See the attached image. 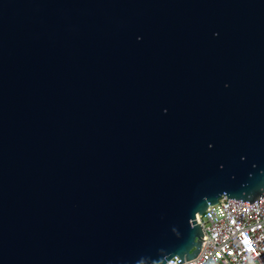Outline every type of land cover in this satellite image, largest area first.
Wrapping results in <instances>:
<instances>
[{
    "label": "water",
    "instance_id": "95a60500",
    "mask_svg": "<svg viewBox=\"0 0 264 264\" xmlns=\"http://www.w3.org/2000/svg\"><path fill=\"white\" fill-rule=\"evenodd\" d=\"M253 163L264 0H0V264L179 249Z\"/></svg>",
    "mask_w": 264,
    "mask_h": 264
},
{
    "label": "clouds",
    "instance_id": "9594fccd",
    "mask_svg": "<svg viewBox=\"0 0 264 264\" xmlns=\"http://www.w3.org/2000/svg\"><path fill=\"white\" fill-rule=\"evenodd\" d=\"M214 35L219 36V32ZM137 39L143 37L138 36ZM228 86L225 84V87ZM167 111L165 108L164 112ZM208 147L212 148L214 144L209 143ZM240 159L246 161L248 157L242 155ZM220 167L223 169L224 165ZM252 168L258 171L248 173L250 179L242 184L239 191L223 189L216 193L215 201H220L221 207L213 208V200L207 195L203 197L207 202V221L199 217L200 211H196L194 218L189 219L188 234L172 228L175 236L183 242L179 249L161 247L155 257L142 255L134 262L122 264H220V252L228 248L237 253L232 257L236 264H256L257 258L264 252V167L253 163ZM193 232L197 234L193 235ZM198 237L203 248L199 256L193 257L190 250L196 245ZM228 255L232 256V253Z\"/></svg>",
    "mask_w": 264,
    "mask_h": 264
},
{
    "label": "built area",
    "instance_id": "2783aa9c",
    "mask_svg": "<svg viewBox=\"0 0 264 264\" xmlns=\"http://www.w3.org/2000/svg\"><path fill=\"white\" fill-rule=\"evenodd\" d=\"M213 208H219L221 207V202L218 201L217 203L215 204H212L211 205ZM199 217L202 218L203 220L207 221V217H208V208L204 211L203 214H199ZM202 248H203V245L201 247V250L199 251V253L197 254V256H199V254L201 253L202 251ZM259 249H257L258 251ZM231 252L232 253V256H229L228 253ZM237 253L235 252L234 249H231V248H228L227 250L225 251H221L220 252V264H236L235 261H233L232 257L236 256ZM196 256V257H197ZM256 264H264V252H262L260 254V256L257 258L256 260Z\"/></svg>",
    "mask_w": 264,
    "mask_h": 264
}]
</instances>
